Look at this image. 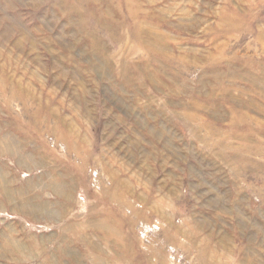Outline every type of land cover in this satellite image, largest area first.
<instances>
[{
    "label": "rangeland",
    "instance_id": "1",
    "mask_svg": "<svg viewBox=\"0 0 264 264\" xmlns=\"http://www.w3.org/2000/svg\"><path fill=\"white\" fill-rule=\"evenodd\" d=\"M0 264H264V0H0Z\"/></svg>",
    "mask_w": 264,
    "mask_h": 264
}]
</instances>
